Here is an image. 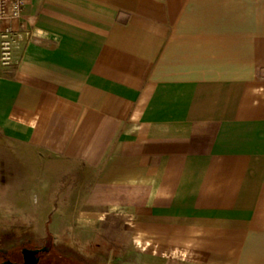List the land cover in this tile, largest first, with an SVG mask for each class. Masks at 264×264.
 <instances>
[{
  "label": "crops",
  "instance_id": "obj_1",
  "mask_svg": "<svg viewBox=\"0 0 264 264\" xmlns=\"http://www.w3.org/2000/svg\"><path fill=\"white\" fill-rule=\"evenodd\" d=\"M8 27L0 146L79 185L72 236L264 264V0H27Z\"/></svg>",
  "mask_w": 264,
  "mask_h": 264
},
{
  "label": "rangeland",
  "instance_id": "obj_2",
  "mask_svg": "<svg viewBox=\"0 0 264 264\" xmlns=\"http://www.w3.org/2000/svg\"><path fill=\"white\" fill-rule=\"evenodd\" d=\"M50 169L47 163L32 159L25 163L17 156L8 155L0 146V249L24 237L29 238L25 243L31 244L48 243V239L54 238L62 250L54 264H77V260L70 259L71 253L86 264H133L117 249L119 244L113 242V233L92 239L71 235L67 230L68 219L63 220L65 200L71 196L73 201V196H81L82 190L77 189L78 184L69 187L72 182L65 177L56 180V174ZM7 257L19 260L13 254Z\"/></svg>",
  "mask_w": 264,
  "mask_h": 264
},
{
  "label": "built area",
  "instance_id": "obj_3",
  "mask_svg": "<svg viewBox=\"0 0 264 264\" xmlns=\"http://www.w3.org/2000/svg\"><path fill=\"white\" fill-rule=\"evenodd\" d=\"M27 0H0V66L13 62L16 34L8 23L21 18Z\"/></svg>",
  "mask_w": 264,
  "mask_h": 264
},
{
  "label": "flooded vegetation",
  "instance_id": "obj_4",
  "mask_svg": "<svg viewBox=\"0 0 264 264\" xmlns=\"http://www.w3.org/2000/svg\"><path fill=\"white\" fill-rule=\"evenodd\" d=\"M25 239H29V238H27V237L21 238L17 242L11 243L8 246V248L0 249V264L3 263L4 261H10L13 263H21L22 262L21 251L24 248L29 249V250H38L39 251V253L37 254L38 264H54L55 260L59 258V257H57V255L60 254V252L62 250H61V248L57 247L55 241L53 240L54 238L48 239V243L37 242L34 244L25 243L26 242ZM26 245H31V248L26 247ZM50 253H51V256H48ZM7 254H13L14 257L19 256V260H17V257H15L14 259H10L7 257ZM71 254H72L71 255L72 257L70 259L77 260L79 264H86L85 261L79 259L73 253H71ZM46 256H48V257H46Z\"/></svg>",
  "mask_w": 264,
  "mask_h": 264
},
{
  "label": "water",
  "instance_id": "obj_5",
  "mask_svg": "<svg viewBox=\"0 0 264 264\" xmlns=\"http://www.w3.org/2000/svg\"><path fill=\"white\" fill-rule=\"evenodd\" d=\"M39 253L38 250H29V249H22V262L21 263H13L10 261H4L1 264H38V257L37 254Z\"/></svg>",
  "mask_w": 264,
  "mask_h": 264
}]
</instances>
